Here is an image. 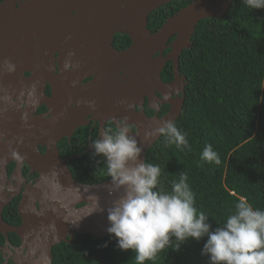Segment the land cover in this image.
Masks as SVG:
<instances>
[{
    "label": "water",
    "instance_id": "water-1",
    "mask_svg": "<svg viewBox=\"0 0 264 264\" xmlns=\"http://www.w3.org/2000/svg\"><path fill=\"white\" fill-rule=\"evenodd\" d=\"M174 1L4 0L0 4V162L21 159L41 175L25 195L22 228L7 226L2 218L5 205L0 203V233L19 234L43 263L51 264L52 249L63 242L72 244L77 234L110 236L107 208L123 195V190L106 191L110 180L93 185L75 182L59 156L57 142L72 136L89 115L101 122L127 117L138 126V134L132 136L143 148L139 159L145 162L148 150L162 136L155 130L165 121L175 124L183 111L188 80L180 75V58L193 45L198 24L222 18L233 5V0H191L159 30L150 31L149 16ZM115 34L127 35L130 49L114 51ZM69 52L75 55L69 58ZM66 59L78 67L94 61L95 82L83 88L77 75L56 74L55 62ZM5 61L15 66L13 72L7 71ZM168 62L175 79L166 84L161 73ZM29 71L31 77L25 75ZM47 85L51 96L46 95ZM181 87L183 98L170 102L171 111L162 119H150L133 109L157 90L171 96ZM14 99L27 100L33 108L46 105L51 118L9 109ZM40 146L50 149L42 154ZM47 200L51 205L37 212L34 202L47 204Z\"/></svg>",
    "mask_w": 264,
    "mask_h": 264
},
{
    "label": "trees",
    "instance_id": "trees-1",
    "mask_svg": "<svg viewBox=\"0 0 264 264\" xmlns=\"http://www.w3.org/2000/svg\"><path fill=\"white\" fill-rule=\"evenodd\" d=\"M190 2L176 0L162 6L149 16L148 29L156 32ZM191 42L180 58V72L188 85L175 123L188 147L169 144L162 135L145 162L159 166L157 190L162 193L171 194L173 183L186 173L193 206L206 215L214 231L242 198L264 211V9L233 0L222 18L200 22ZM162 77L172 81L171 64ZM208 144L218 154L219 164L201 159ZM70 168L82 184L110 180L103 159L83 158ZM206 239L179 242L173 237L144 264H209V258L201 255ZM52 255L53 264H137L135 252L120 250L113 236L77 234L72 244L55 246Z\"/></svg>",
    "mask_w": 264,
    "mask_h": 264
},
{
    "label": "clouds",
    "instance_id": "clouds-1",
    "mask_svg": "<svg viewBox=\"0 0 264 264\" xmlns=\"http://www.w3.org/2000/svg\"><path fill=\"white\" fill-rule=\"evenodd\" d=\"M242 3L250 9H264V0ZM74 55L68 53L69 58ZM4 66L9 73L15 70L8 61ZM63 67L71 71L78 65L66 59ZM154 134L166 136L169 144L188 147L185 134L172 121L163 122ZM92 147L94 155L103 158L110 177L106 191L112 194L123 190V195L107 208V232L116 238L120 250L135 252L137 264L151 260L173 237L179 242H199L207 237L201 255L209 258V264H264V211L253 209L242 198L223 226L210 230L206 215L197 213L193 206L194 195L186 173H181L179 181L173 183L171 194L157 190L161 170L139 159L143 148L129 134L127 117L117 120L115 131L102 134L92 142ZM201 159L220 163L211 144L205 145ZM98 211L104 209L99 207Z\"/></svg>",
    "mask_w": 264,
    "mask_h": 264
},
{
    "label": "flooded vegetation",
    "instance_id": "flooded-vegetation-1",
    "mask_svg": "<svg viewBox=\"0 0 264 264\" xmlns=\"http://www.w3.org/2000/svg\"><path fill=\"white\" fill-rule=\"evenodd\" d=\"M173 41V40H172ZM132 42L127 35L115 34L112 47L116 52H125L130 49ZM171 51V48L167 49L164 56H167ZM60 59V56H56ZM56 61L55 70L56 74H75L81 78L80 86L88 87L95 82L96 76L98 75L97 66L94 61L90 63H83L79 67L71 71L64 70V62ZM171 64L168 62L166 65ZM166 68V67H165ZM164 68V70H165ZM173 69V66H172ZM162 81L166 84L172 83L174 81V71L172 81L166 82L162 77ZM27 77L32 76V72H26ZM120 77H125L122 72H120ZM181 76L184 77L180 73ZM46 95H52V88L46 86ZM186 92V88H185ZM182 87L178 89L171 96H166V94L155 91L151 93L150 96H144L143 101H141V106L136 105L133 107L134 111L141 112L150 119H162L168 115L171 111L170 102L177 101L183 98ZM186 100V99H185ZM185 104V103H184ZM9 109L13 111H28L32 117H43L45 119L51 118L50 110L46 105L38 106L33 108L31 104L27 103V100L19 103L14 99L11 105H8ZM182 114V113H181ZM116 119L104 120L101 122L96 119L95 116L89 115L86 117L85 125L78 127L72 136H65L57 142V150L61 160H65L75 182L73 171L70 166L71 163L75 164V161H79L83 158H94L103 159L100 156L94 155V149L92 147V142L98 139L105 132L115 131L116 121L123 120L121 116H117ZM129 134L137 135L138 126L130 124L128 121ZM50 148L39 147V151L42 154H46ZM41 175L38 171L34 170L31 165L26 161L19 160L17 158L8 159L7 163L0 162V203H3L2 218L9 228H22L24 222V198L28 193V190L35 187L40 181ZM93 179V176L91 177ZM79 183V182H78ZM82 184V183H81ZM98 184V183H97ZM88 185V184H87ZM52 201L47 200L46 203L41 201H35L34 207L37 212H41L45 206L51 205ZM26 208V205H25ZM65 243V242H63ZM30 244L26 243L22 237L12 231L1 232L0 233V264H47L43 263L42 259L37 255L36 252L30 251ZM52 253V252H51ZM51 264H53V255Z\"/></svg>",
    "mask_w": 264,
    "mask_h": 264
}]
</instances>
